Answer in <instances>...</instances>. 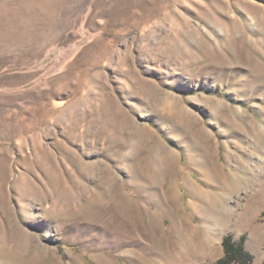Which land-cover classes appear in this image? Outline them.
Wrapping results in <instances>:
<instances>
[{
  "label": "rangeland",
  "instance_id": "374dc122",
  "mask_svg": "<svg viewBox=\"0 0 264 264\" xmlns=\"http://www.w3.org/2000/svg\"><path fill=\"white\" fill-rule=\"evenodd\" d=\"M226 235L264 264V0H0V264Z\"/></svg>",
  "mask_w": 264,
  "mask_h": 264
},
{
  "label": "trees",
  "instance_id": "16d2710c",
  "mask_svg": "<svg viewBox=\"0 0 264 264\" xmlns=\"http://www.w3.org/2000/svg\"><path fill=\"white\" fill-rule=\"evenodd\" d=\"M245 242V236L234 241L231 235H226L222 242L225 254L213 264H253L254 254L246 248Z\"/></svg>",
  "mask_w": 264,
  "mask_h": 264
},
{
  "label": "bare ground",
  "instance_id": "6f19581e",
  "mask_svg": "<svg viewBox=\"0 0 264 264\" xmlns=\"http://www.w3.org/2000/svg\"><path fill=\"white\" fill-rule=\"evenodd\" d=\"M230 211H231V209H228V211L227 212H229L230 213ZM217 212H220V211H217ZM227 214H223V216H226Z\"/></svg>",
  "mask_w": 264,
  "mask_h": 264
}]
</instances>
